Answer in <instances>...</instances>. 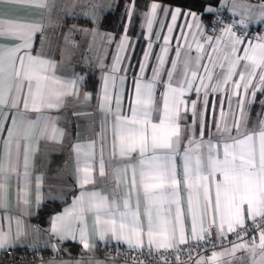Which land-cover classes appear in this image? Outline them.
<instances>
[{
	"label": "snow or ice",
	"instance_id": "snow-or-ice-1",
	"mask_svg": "<svg viewBox=\"0 0 264 264\" xmlns=\"http://www.w3.org/2000/svg\"><path fill=\"white\" fill-rule=\"evenodd\" d=\"M16 3L49 6V0ZM254 7L252 0L246 4L233 0L234 12L239 8L244 16L237 22L244 29L248 26L246 20L264 22V6L253 16ZM158 11L170 15L172 24L158 21ZM180 14L179 9L173 12L155 2L150 5L143 25L149 34L148 50L139 64L140 74L131 77L130 90L125 88L128 76L117 75L127 72L120 65L130 59L122 55L130 47L128 36L120 40L97 104L102 114L99 153L95 139L86 145H73L79 187L86 189L95 184L96 174L110 177L111 198L99 191L82 190L72 207L55 217L51 231L61 239H75L78 230L80 242L88 248L85 221L92 214L93 230L101 239L110 236L130 247L142 248L146 237L149 246L170 249L188 242L186 225L190 221L193 240H204L214 230L225 238L233 233L239 243L233 242L227 254L246 253L249 264H264V119L249 127L246 118L247 106L255 101L258 92L264 94V36L253 42L247 39L246 32L238 35L232 24L223 27L219 35L205 34L201 24L195 22L184 26L187 34L182 33L173 46L171 33ZM128 16L130 19L131 11ZM154 23L167 27L168 35L154 33ZM40 32V25L0 29V35L21 41L11 48L0 47V120H10L13 126L17 120L5 113V107L19 110L22 105L23 116L28 111L39 113L45 105L58 108L65 95L78 94L76 81L57 78L53 62L33 54L32 44ZM153 35L156 41L162 39L163 45L148 76ZM170 51L175 58L169 57ZM229 85L231 96L236 97L232 121L229 124L221 109V122H214L216 131L209 133L207 124L197 117L198 100L203 116L210 110L209 93ZM14 89L20 94L19 103L9 105ZM192 94L197 99H191ZM85 98L90 99V94ZM41 120L43 117L27 120L19 139H31ZM0 131H7V154L14 128L0 125ZM40 135H44L43 130ZM63 136V130L53 122L48 138L60 140ZM21 149L27 171L28 150L18 140L17 150ZM250 228L257 236H250ZM8 242V233H0V248ZM218 255L214 253L213 260Z\"/></svg>",
	"mask_w": 264,
	"mask_h": 264
},
{
	"label": "crops",
	"instance_id": "crops-1",
	"mask_svg": "<svg viewBox=\"0 0 264 264\" xmlns=\"http://www.w3.org/2000/svg\"><path fill=\"white\" fill-rule=\"evenodd\" d=\"M76 1L49 0V6L46 8L21 5L16 3V0H3V3H0V29L7 28L9 25L42 26V32L36 34L32 44L33 54L53 62L55 76L67 82L76 81L78 87V94L65 95L58 108L49 109L45 105L41 112L28 111L23 116L21 115L23 112L22 105L19 110L12 109L10 106L4 108L8 116L16 118L17 125L13 126L10 120H0V125L4 128H14V136L8 145L7 154H5L4 149V142L9 139L7 131H0V168L3 169L0 171V233H8L9 235V242L0 248V254L10 247L41 248L53 254L60 253L64 258L42 261L39 264H124L112 261L105 256L107 246L115 244L127 248L134 247L110 236L101 239L99 234L93 230L94 216L92 214H88L85 221L89 240L88 248H85L80 242L78 230L75 233V239L71 236L61 239L51 231L55 217L63 215L66 209H70L73 201L82 190L99 191L102 195L111 198L112 182L110 177L101 178L96 174L95 184L87 185L86 189L79 187L73 145L76 143L86 145L90 139H95L97 154L99 153L100 139L98 133L102 130V114L98 110L97 104L103 86V78L110 74L111 66L118 52V44L123 36L127 35L130 47L122 55L130 57V59L123 61L120 65L121 68L127 69V72L117 73V75H127L128 80L125 83V88L126 90L131 89V77L140 74L139 64L143 62L144 52L148 50L149 34L146 26L143 25L145 24V14L150 11V5L153 2L173 12L179 9L181 13L178 15L175 21L176 27L171 33L173 46L178 42L182 33L187 34L188 29L184 27L186 24L192 25L199 22L205 34L211 35L221 34L222 28L211 31L202 14L158 1H151L146 11L141 14L139 31L134 33L132 29L133 19L138 12L136 0H126V25L124 31L116 35L104 29L102 21L106 13L117 8L118 2L107 4V0H88L91 4H88L89 11H87L85 9L86 3H84L86 0H78L82 5L76 4ZM231 1L233 0L226 2L223 0L221 7L226 8L238 22L240 20L238 16L242 18L243 16L231 9L233 3ZM130 11L131 18L129 19L128 13ZM258 11L256 9L253 16ZM189 13L192 15L190 16ZM157 20L162 21L164 25L172 24L170 15H165L159 11ZM247 25L251 28L260 27L264 29V22L256 23V25L247 23ZM125 29H127L126 32ZM153 32H159L161 37L168 35L167 27L161 28L158 23H154ZM258 38H248V40L256 42ZM151 41L153 44L152 55L148 61L149 68L146 70L148 76L151 75L150 69L155 66V57L163 45V40L156 41L154 35L151 37ZM19 43L21 41L14 36L0 35V47L11 48ZM169 57L175 58L173 51L169 52ZM112 90L116 91V89ZM67 91L72 92L70 85H68ZM86 94H90L91 98L86 99ZM19 97L20 94L16 93L14 89L9 98V105L13 101L19 103ZM190 98L197 99L195 94H192ZM209 100L210 110L203 116H201L200 101L198 100L197 117L207 124L209 133H214L216 129L213 123L221 122V109L229 124L231 123L232 113L236 111V97L231 96V86L229 85L222 91L210 92ZM218 102L223 103L218 104ZM255 104L256 99L247 106L246 118L249 127H255L260 119H264V104L262 103H260L261 108L257 115L253 116ZM29 108H31L30 97ZM38 117H43V120H41L38 128L33 130L32 138L28 141L20 140L27 120L36 121ZM53 122L57 128L64 132V136L60 140L48 138ZM188 123L191 124L190 113ZM41 130L44 131L43 136L40 135ZM18 140L28 150L27 171L24 167L23 149L17 150ZM105 159H107V149ZM52 202L63 203V208L51 214L45 224L37 222L36 218L42 207ZM82 226L84 225H77V228ZM190 227L189 221L186 225L188 242L193 240ZM18 233L19 238H17ZM216 236L219 239L225 238L218 234ZM69 242L79 245L78 254L70 249L67 245ZM232 244L233 242L210 252L203 256L199 262L203 261L204 264H249L246 253L237 252L234 256L227 254L226 250L231 249ZM142 248L164 249H157L155 245L149 246L146 237ZM214 253L219 254L215 260H213Z\"/></svg>",
	"mask_w": 264,
	"mask_h": 264
},
{
	"label": "built area",
	"instance_id": "built-area-1",
	"mask_svg": "<svg viewBox=\"0 0 264 264\" xmlns=\"http://www.w3.org/2000/svg\"><path fill=\"white\" fill-rule=\"evenodd\" d=\"M229 24L233 25L237 34L247 33L248 38H258L264 35V29H246L223 8L215 10V19L212 22L211 31L223 28ZM250 236H257V232L249 229ZM247 240L248 237H245ZM236 236L230 233L227 238L219 239L215 232L207 236L204 240H191L177 248L152 250L148 248H127L115 244L108 245L105 256L115 262L124 264H198L200 259L210 252L236 242ZM64 256L60 253L53 254L41 248H6L0 254V264H39L42 261L59 260Z\"/></svg>",
	"mask_w": 264,
	"mask_h": 264
},
{
	"label": "trees",
	"instance_id": "trees-1",
	"mask_svg": "<svg viewBox=\"0 0 264 264\" xmlns=\"http://www.w3.org/2000/svg\"><path fill=\"white\" fill-rule=\"evenodd\" d=\"M151 1H158L163 4L170 6H177L185 10L195 11L199 14H202L203 19L205 20L208 28L211 27L213 20L215 19V10L218 8H223V0H136V13L133 19V32L136 33L139 31V25L141 22V14L146 11L148 4ZM264 1V0H252V2ZM208 8H211L214 11H207ZM228 11L226 8H223ZM230 14V13H229ZM127 21L126 14V0H118L117 8L114 11H110L104 15L102 21V27L106 30H109L116 35L121 34L124 31ZM260 29V27H257ZM264 99V94H257L256 104L253 109V116H256L258 111L261 108V102ZM63 208V203L61 202H52L45 204L39 212L36 221L42 224H45L48 217L60 211ZM70 249L75 253H79V245L69 242L67 244Z\"/></svg>",
	"mask_w": 264,
	"mask_h": 264
},
{
	"label": "rangeland",
	"instance_id": "rangeland-1",
	"mask_svg": "<svg viewBox=\"0 0 264 264\" xmlns=\"http://www.w3.org/2000/svg\"><path fill=\"white\" fill-rule=\"evenodd\" d=\"M226 1H228V0H225V2H226ZM91 2H92V1H91ZM107 2H108L107 4H110V3H112V2H118V0H107ZM231 2H233V1H231ZM236 2L239 3V4H246V3L248 2V0H236ZM84 3H86V8H85V9H86L87 11H89V5H88V4H91V3H89L88 0H86ZM76 4H80V5H82V3L79 2L78 0L76 1ZM92 4H94V3H92ZM252 4L255 5V7L253 8V11H252L251 15H253V13L256 11V9L259 10V8H260L261 6H264V1L252 2ZM73 5H74V4H73ZM231 9L233 10V8H232V4H231ZM233 11H234V10H233ZM235 12L241 14L239 8H237V9L235 10ZM244 15H249V14H248V13H245ZM234 16H235V14H234ZM236 16H237V15H236ZM238 17H239V19H243V18H244V16H243V18L240 17V16H238ZM246 23H248L249 25H250V24H251V25H256V23H260V22H258V21H256L255 19H253V20H251V21L246 20Z\"/></svg>",
	"mask_w": 264,
	"mask_h": 264
}]
</instances>
